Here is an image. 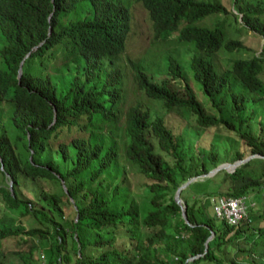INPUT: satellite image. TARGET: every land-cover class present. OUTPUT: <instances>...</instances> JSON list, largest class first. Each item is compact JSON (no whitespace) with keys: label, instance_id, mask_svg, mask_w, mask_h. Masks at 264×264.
<instances>
[{"label":"trees","instance_id":"16d2710c","mask_svg":"<svg viewBox=\"0 0 264 264\" xmlns=\"http://www.w3.org/2000/svg\"><path fill=\"white\" fill-rule=\"evenodd\" d=\"M133 1L147 11L154 41L174 38L182 45L176 56L160 60L157 73L128 61L136 87L181 119L177 133L164 112L151 118L137 103L121 111L125 76L117 60L130 27L121 0H0V174L12 180L11 188L0 183V202L24 222H0V257L10 239L26 245L10 251L19 264H35L34 252L42 254L41 264H264V208L255 214L254 203L248 205L236 225L207 213L209 197L260 201L264 158L180 189L190 225L173 199L192 176L249 154L264 156V114L258 121L252 116L264 95V0H231L235 23L262 43L259 52L234 57L223 68L214 53L233 54L243 44L221 21L213 28L197 23L226 14L220 2ZM57 46L62 58L52 67ZM227 138L246 151L229 152ZM131 173L141 178L137 190L129 185ZM201 182L212 189L190 191Z\"/></svg>","mask_w":264,"mask_h":264},{"label":"rangeland","instance_id":"374dc122","mask_svg":"<svg viewBox=\"0 0 264 264\" xmlns=\"http://www.w3.org/2000/svg\"><path fill=\"white\" fill-rule=\"evenodd\" d=\"M209 1L220 2L228 10V12L226 14L219 13V14L208 15V16L204 17L203 19H201L200 21H198L197 23L199 25H202V26L213 28L217 24V22L221 21V26L223 27V29L225 30L227 35L231 38L238 39L244 46L243 49H241L239 51H235L233 54H230V53L222 51V50L215 52L213 55V58H214L216 65L219 68H223V67L227 66L229 64V62L231 61V59L234 57H249L251 54L259 52L260 46L262 43V39L260 38L259 35H257L253 31H250L246 28L238 27V25L235 23L234 17L230 13L232 11L231 0H209ZM121 2H122V4H124L127 7L128 12L130 14V27H129V30H128L127 35L125 37V43H124L125 48L122 51V53H120L118 55L119 60H117V63H118L117 67L119 69H121V68L123 69L124 76H125V79L123 82L124 98H123V101L121 103V111L123 112L129 105H134L135 103H137L141 107L142 110H145V111L147 110V112L149 113V117H151V118L156 113L162 114L164 112L166 122L171 126L172 130L177 133L179 120H181V119L171 117L170 113H168V114L165 113V111L162 108L161 103L159 101L149 99L148 97H146L143 94V92L141 90H139L136 87L135 80H133L132 69L130 68L128 61L132 60L135 62L138 60V61H140L139 63H141L143 70L146 71L148 74H152L153 72L157 73L159 70V67H160V63H159L160 60L161 59H162V61H163V59L165 60V58L168 55L176 56L177 54L175 53L174 49L177 47L178 48L177 50L180 52L182 48H179V47H182V45L179 46L176 39H174V38L171 40L164 41V42L154 41L153 40L154 37L152 36L153 34H152V30H151V21L148 17L147 11L144 9V7L139 2H134L133 0H121ZM237 21L239 22V20H237ZM229 22H231V24L233 26H236L238 28L234 30L231 27V24H229ZM2 43H3V41H2V38L0 36V46L2 45ZM56 48L59 49V46L54 48L55 52L53 53V57L51 58V60H48L49 61L48 63H50L52 67L53 66L58 67L59 61L62 58L59 55V53L57 52ZM0 64H1V62H0ZM46 64L47 63H45V65ZM35 67H36L35 64L33 67L31 65H29V68H32L33 70L35 69ZM184 74L186 76L187 82L191 86L192 90H194L197 98L199 100H201L203 103H205V98L202 95L199 88L197 87V83L193 80L189 70H187V69L184 70ZM160 76L163 77V75H160ZM261 77L264 79V70L261 74ZM168 78H170V77H168ZM169 83H171L175 87L179 86V82L172 80V79L169 81ZM180 84H182V81L180 82ZM2 107H3V112L6 113L7 112V110H6L7 105L5 102L2 103ZM252 112H253L252 116H253L254 120H257V121L261 120L262 114H264V95H263L262 100L260 101V109L257 111L254 110ZM4 120L5 119H4V115H3L1 122H4ZM252 124H254L253 128H254V131L256 132L259 129V125L255 124V121ZM103 126H104L103 131H105L107 128H109L108 126H105V125H103ZM189 127L194 128L190 125H189ZM219 131L222 133V135H224L226 133L225 130L222 128H220ZM227 134L232 135V133H229V132H227ZM110 135L113 138V135L112 134H110ZM115 137H117V136H115ZM117 139L122 140V137L118 136ZM226 141H227V145H228L229 144L228 138L226 139ZM188 143H190V142H188ZM217 145H219V144H217ZM229 145H230L229 146V152H232V150H234V149L246 151L245 147L239 141H235V140L230 141ZM191 147L196 150L197 143L194 141L191 144ZM120 153H121V151H120ZM24 155H26L25 152H24ZM28 158H29V156H28ZM231 162H233V161H231ZM134 174L131 173V175L129 177L130 178L129 179V182H130L129 185L132 189L136 188V190H137L141 187V185H140L141 178L137 175H134ZM208 177H210V176H208ZM9 180H10V178L8 176H6L3 179V176L0 174V183H2L3 181L8 183ZM200 180H202V179H200ZM210 187H212V186H210L209 182H201L197 186H194L190 191L196 195H200L203 192L210 191L212 189ZM213 198H216V197H209L208 198L207 203L210 206H211V202H212ZM248 200L250 202L254 203L253 213L256 214L257 209H259L261 207L264 208V192L262 193V199L260 201L257 202V200L254 198V196H251V195L248 196ZM207 213L213 215V212L211 209H209L207 211ZM0 216H1L0 222L2 224L15 227V226H18V223L21 222L20 224L24 225V222L20 221L19 216H17V214L9 213L6 209H4L1 202H0ZM3 246H4V250L2 251V254H1L2 257H0V264H19L18 259L15 256H12L10 254V251L16 250L19 247H25L26 248V245L25 244H19L18 241L13 243L9 239V240L3 242ZM41 255L42 254H39L37 256L36 252L33 253V257L35 259V264H41L42 263L43 259H42Z\"/></svg>","mask_w":264,"mask_h":264},{"label":"water","instance_id":"95a60500","mask_svg":"<svg viewBox=\"0 0 264 264\" xmlns=\"http://www.w3.org/2000/svg\"><path fill=\"white\" fill-rule=\"evenodd\" d=\"M35 48H36V46H33L32 47V50L35 49ZM29 53H30V51L24 57H26ZM21 64H22V60L19 62V65H18L17 78L21 74ZM253 157H261V158H264V156L263 155H260V154H249V155L245 156L244 158H241V159H238V160H234L233 162H222V163L218 164L217 166H215L214 168L210 169L208 172L203 173V174H200V175H197V176H192L189 179H187L186 181H184L183 183H181L176 188V190L174 191L173 199H174L175 203L180 208L181 218L184 220V222L186 224L190 225V223L188 222L187 217H186L185 206H184L181 198L179 197V191H180V189L184 188L187 184H189V183H191L193 181L200 180V179H203V178L208 177V176H212L213 174H215L219 170H224V171L229 172V173L230 172H233L234 169L237 166H239L240 164L246 162L247 160H249L250 158H253ZM226 166H231V169H228ZM8 177H9V175H8ZM61 183H62L63 189L65 190V186H64V184H63L62 181H61ZM11 185H12V180L10 179L8 181V187L11 188ZM212 235H213L212 232H210V235L207 237V239H206V241L204 243V251L206 250V243H207L208 240H210L212 238ZM193 257H196V256H193ZM193 257H190L187 260H191Z\"/></svg>","mask_w":264,"mask_h":264},{"label":"built area","instance_id":"2783aa9c","mask_svg":"<svg viewBox=\"0 0 264 264\" xmlns=\"http://www.w3.org/2000/svg\"><path fill=\"white\" fill-rule=\"evenodd\" d=\"M251 204L245 195L218 196L212 199L211 208L217 218L224 220L228 225H236L245 216L248 205Z\"/></svg>","mask_w":264,"mask_h":264}]
</instances>
